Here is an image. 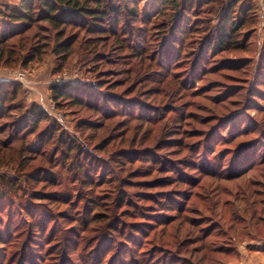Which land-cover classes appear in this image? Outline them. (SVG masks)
Masks as SVG:
<instances>
[{
    "label": "rangeland",
    "instance_id": "374dc122",
    "mask_svg": "<svg viewBox=\"0 0 264 264\" xmlns=\"http://www.w3.org/2000/svg\"><path fill=\"white\" fill-rule=\"evenodd\" d=\"M127 1L121 0V5H127ZM233 1L130 0L129 9L136 11L135 14L125 12L121 16L113 9L112 2L106 23L116 35L114 32L107 35L79 33L73 54L67 61L49 51L41 60L28 62L26 66L22 62H0V84L21 87L16 102L18 109L10 114L9 121L18 122L32 109L46 112L50 118L48 123L55 124L66 140L75 141L86 152H92V157L97 155L95 157L102 162L100 169L106 173L103 184L92 194L95 199L88 201L86 197L81 198L87 188L82 186L76 170L57 162L51 169L57 176L49 178V165L27 151L26 144L30 150L39 145L38 134L30 136L26 143L16 141L13 144L8 138L10 133L1 135L2 146L6 141L9 145H0V264H97L112 243L108 224L153 223V220L159 221L155 223V229L144 226L150 233L148 240L140 238L145 243L137 256L141 262L152 259L156 264H198L200 259L208 256L214 262L208 259L204 264H264V155L254 159L256 154L264 153V97H256L258 91H264V0L237 1L233 15L245 17L235 37L240 41L239 47L212 55L207 52L208 61L199 64L197 76L192 73L197 59L203 60L200 51L208 37L221 26L222 15ZM20 2L0 0V11ZM0 22L2 24L3 20ZM181 30L187 40L182 42L179 56L173 51L176 55L169 66L155 67V63L148 68L160 42L176 37ZM137 49L140 55L134 56ZM98 53H104L103 57L110 58L113 64L99 61ZM179 61L181 64L175 66ZM172 65L175 66L174 74L167 70ZM137 69L145 76L143 83L142 78H138L133 90L124 93V89L133 83L130 80L114 89L116 94L129 99L136 97L163 116L156 119L159 123L146 124L139 130L137 126L133 128L137 121L131 120V128L123 129L120 124L118 129L123 130L117 132L113 130L114 125L121 123L122 117L106 121L103 117L106 113L101 108L96 110L85 104L69 103L60 109L52 97V88L62 84L93 87V91L106 94V87L112 82L118 83ZM109 70H115L117 74L112 78ZM120 71L128 73L121 74ZM101 79L105 84L99 88ZM115 108L113 110H119L118 105ZM230 117H237L238 130H245L220 146L213 144V151L222 152L220 161L223 162L215 166L218 169L223 165L224 173L215 179L199 176L197 171H187L193 179L199 177L198 183L194 188L183 186L179 182V176L186 174L182 163L190 159L186 153H177L171 142L154 150L156 143L168 141L180 132L179 138L184 144L199 141L203 135L202 138H206L199 143H203V149L211 147L213 135L220 134L217 140L221 141L224 134L218 129L223 125L225 132ZM100 123L101 127L91 126ZM46 125L41 124L39 131ZM246 125L248 127L244 128ZM148 131L149 134L143 136ZM258 143L260 147L258 151L254 149L252 166L249 164L250 167L243 170L245 174L240 178L225 179L226 174L234 172L235 152L224 149ZM99 145L101 150L94 152ZM150 147L147 153L145 149ZM54 150L50 152L52 160ZM59 150L58 158L62 161V150ZM125 150L139 152L138 161L131 166L122 158L121 152L123 154ZM156 151L158 156L152 161ZM165 167H170L171 172L163 170ZM236 167L243 168L244 165L236 162ZM114 173H119L115 177L117 180L109 185L117 188L119 194L113 192L112 201L111 197L104 196L110 191L109 185L104 183L115 176ZM83 178L87 180L86 184L91 183L86 176ZM162 179L179 185L149 188V183H160ZM172 188L180 192L176 195L163 193ZM34 192H42L46 197L36 198ZM181 192L186 193V198L179 200L176 196L182 195ZM151 193L160 201L172 199L167 203H172L173 208H165V202L161 204L165 212L155 211L152 198L147 196ZM132 197L138 201V209L134 212H140V204L147 207L145 213L155 215V218L134 217L128 208L131 205L126 202ZM189 199L190 208L184 209ZM93 207L100 214L98 220L104 222H91L87 226L86 219L93 218ZM27 212L34 217L32 224L25 217ZM171 216L188 217L189 220L184 222L181 218L169 224L166 219ZM207 234L211 236L201 240ZM155 237L156 242L153 241ZM168 241L174 246H166ZM123 247L120 244L111 248V254L102 260V264L124 255L123 251L121 253ZM195 248L202 250L195 254ZM124 251L128 253L126 249ZM145 253L147 257L143 256L147 255Z\"/></svg>",
    "mask_w": 264,
    "mask_h": 264
},
{
    "label": "trees",
    "instance_id": "16d2710c",
    "mask_svg": "<svg viewBox=\"0 0 264 264\" xmlns=\"http://www.w3.org/2000/svg\"><path fill=\"white\" fill-rule=\"evenodd\" d=\"M237 1L238 0H234L230 5L231 7H226L222 15L221 26L217 28L216 33L208 37L206 45L204 46L203 50L200 51V54H202L201 58L203 60L197 59L195 65L192 67V73L194 76H197V72L200 70L199 64H202L203 61H208L207 59L210 58L208 53L212 55L214 53L218 54L224 51L229 52L230 50H234L239 47L240 41H237L235 37L237 32L241 30L245 17L236 18L233 15V12L236 11V6L238 4ZM112 2H114L113 9L117 12H120V16L125 12L127 14H131V12L135 14L136 12L129 9L130 0L127 1V5H121V0H21L18 5L7 6L5 10L0 11V19L3 20L2 24H0V62L4 61L8 64L9 62H22V64L26 66L28 62L30 63L41 60L44 54H47L49 51L54 52V54L58 56L62 61H67L73 54L74 46L78 40L79 33L85 32L98 35H107L110 34V32H114L110 30V27H108V24L106 23L108 16L111 14L112 7H110V3ZM117 22L118 21L116 20L115 24H117ZM183 34L185 33L183 30H181L180 32L175 34L176 37H173L171 39L165 38L164 40H162L158 49L155 51V58H152V60L150 61L152 63L148 64V68H150V66L153 64L155 65V63V67H165L167 65L169 66L170 62L176 55L173 51H177V56H179L178 51L182 48V42H185L187 40V35ZM114 35H116V31L114 32ZM103 54L104 53L97 54V58L99 59V61L106 60L108 61L106 63L107 65L113 64V61L110 58L103 57ZM139 55L140 51L137 49L136 53H134V56ZM181 62L182 61H179L175 66H179ZM175 66L172 65L167 70L173 73ZM107 72L110 74V76H112V78L117 74V71L115 70H109ZM119 73L125 74L128 72L120 71ZM138 78H142L141 82L143 83L145 76L142 72L138 71V69L137 72L132 70V73H129L126 78L121 79L118 83H116L117 81H114L111 85H109V87H106V94L101 93V91H93V87L88 89L85 86H75L72 84L55 85L52 88V97L54 99V102H56V106L60 109H62V106L64 104H85L88 107H93L96 110H100L101 108L103 112L106 113L105 115H103V117L106 118V121H108L107 119L122 117L124 120H122L121 123H117L114 125L113 130H118L117 132H121L127 126V128H131V126H129L131 120L137 121V124L134 125L133 128L137 126L139 130V128H144L143 126L146 124H155V122L158 121L156 119L162 118L163 116H161L160 114L158 115L155 109L150 110L152 107L136 97L129 99L124 95H122L121 97L120 95L116 94V91L114 89L120 88L121 86H123V84H127V82H129L130 80L133 83L130 86L128 85L123 92L125 93L133 90L132 88L137 84L139 80ZM104 84V79L98 81L99 88H102ZM20 88L21 87L18 84H0V136L4 135L5 133H10L8 138H10V143L13 144L16 141L26 143L27 141H29L28 138L30 136L38 134L39 145L36 148L30 150L29 145L26 144V149L31 153V155H34L35 157H41L44 163L49 165L48 177L55 178L57 176L56 173L51 170L52 168H54L57 162L58 164L60 163L65 167L68 166L70 169H74L78 172V179H80V181L82 182V186L86 185L87 189H84L85 193H81V198L86 197L88 201L95 199V196H92V194L97 192L101 184H103L102 182L104 178L106 177V173L104 171H101L100 169L102 163L101 160L95 157L97 155H93L92 157V152L91 154L90 152H86L83 146H77L76 143H74L75 141L66 140V138L64 137V133L59 130V128L55 124L48 123V120L50 118H48L46 112L44 111H35L34 109H32V111L29 112L28 115L23 116L21 120H18V122L9 121L10 114L18 109L16 102L20 95ZM256 97H264V91H258ZM117 105L119 107V110H113L116 109L115 107ZM109 108H111L113 111H109ZM104 109L107 110L104 111ZM159 122L160 120L158 121V123ZM227 122L228 127L225 132H223V125H221L218 129L220 130V132H222V134H224L221 137V141L217 140V137H220V134L213 135L211 138V147L205 146L203 149V143H199L200 140H204L206 138V136L202 138L203 135H200L199 141H196L192 144H184L182 139L179 138L181 133L178 132L176 136L172 137V139L168 141L165 140L163 141V143L162 140L158 141L157 143L155 142L156 145L154 146V150H160L159 148L164 143L170 144L171 142V145L174 146L177 153H186L185 156H187V158L190 160H186L182 163L186 174L183 173L179 176V182L183 186L185 185L188 188H194V185L197 186L198 181L196 179L199 177L193 179L190 175H188L187 171H197L198 174H200L199 176L205 178L214 177L215 179L217 175L220 176L224 173L223 171L225 169L223 165H221L218 169L215 166L216 163L222 164L223 162L220 161V154H222V152L217 153L216 151H213V144L220 146L231 139L234 135L236 136L238 133L240 134L245 130H238L237 124L239 122V119L237 117H230ZM44 123H47L48 125H46L41 131H39L41 124L43 125ZM120 124H123V129L121 131L118 129V126H120ZM91 126L101 127V123L99 125L92 124ZM247 127L248 126L246 125L244 128ZM6 129H9L10 132H6ZM148 134L149 131L143 134V136H147ZM0 145L2 146V141H0ZM5 145H9L7 144V141L5 142ZM5 145L2 147H6ZM259 147L260 143L253 145L246 144L237 149H230L226 147L224 150L235 152V159L233 160L235 167L236 162L237 165L241 163L244 165V167H234V172L226 174L227 178L225 179L231 180V178H236L245 174L243 170L252 166L253 161L251 160H253L252 155L255 152L254 149L256 148V151H258L257 149ZM54 148V152L51 153L54 155V159L52 160L50 152ZM59 148L62 150L60 154L61 158H63L62 161H59L61 159L58 158V154L60 152ZM66 148H68V150L65 153L64 150ZM151 148L152 147L146 148L145 151L148 153V150H150ZM76 150L77 154L74 155ZM100 150L101 147L99 145V147H97L94 152ZM154 154L155 155L152 156V161H155L158 156L157 151L154 152ZM121 155L122 158L127 159V164L131 166L133 162L138 161L139 152L125 150L123 154L121 152ZM146 155L149 156V154ZM263 155L264 153L262 152L260 154L258 153L256 154V157L254 159ZM56 158H58V160H55ZM194 158L197 159L196 162L194 161ZM67 161L68 163H66ZM178 164L179 163L176 162L177 168ZM161 167L162 165H160V169ZM169 168L170 167H165L163 170L171 172ZM43 174L45 175L46 171ZM118 174L119 173H114L115 176L110 177L107 182L104 183L105 186L117 180V178L115 177H118ZM84 176H86L91 181V183L86 184L87 180L85 181V178H83ZM111 179L112 181H109ZM163 181V179L160 181V183L157 181H153L149 183L148 186L149 188H155L156 185H159V187L163 186L162 188L168 186H173L174 188V186H176L177 184L168 183L169 181ZM110 186L112 185H109L110 191L104 196H109L112 199V193L117 192V194H119V191L117 190V188H111ZM46 187H49V184H47ZM173 188L169 190L166 189L163 193L176 195L177 192H180ZM80 189L82 190V188ZM152 194L153 193L148 194L147 196L149 199L152 198V200L150 201L153 203V208L155 209V211L165 212L166 210L163 211V206H165V208L169 210L173 208L172 203H167L168 200L172 199L167 198L166 200L160 201L158 199H154V195ZM179 194H182V192ZM34 196H36V198L46 197V195L42 192H34ZM183 197L184 199L186 198V193L176 196V198L179 200ZM98 199L101 200V197H98ZM106 200H109V198ZM112 201L114 200L112 199ZM126 202L131 205L128 208L132 210V215H134V217H136L137 219L140 217L146 219L155 218L153 217L155 215L145 213L144 208L147 207H144L140 204V212H134L138 209V201H136L133 197ZM162 203L165 204L162 206ZM186 208H190V199L187 201L186 206H184V209ZM92 210L93 215H91V217L93 216V218L86 219V221H88L87 226H89V223L91 222L103 223L104 220H98V216H100V214L96 212V208L93 207ZM188 210L189 209H187L186 212ZM88 211L92 213L91 210ZM161 214L162 216H164L163 213ZM25 217L32 224L34 220L33 215L27 212L25 213ZM175 217L176 216L168 217L166 219V222L169 221V224H172L174 221L181 218H184V222L186 220H189L188 217ZM158 222L159 221L153 220V223L127 224L123 222H117L116 225L108 224V231L109 233H111V237L109 239L112 240V243L111 246L105 250L104 258L102 260L106 259L111 254V248H117V246L123 244V246L125 247H123L121 253L123 251L124 255H120L116 258L113 257L107 264H130L132 262V264H156L154 263L155 261L152 262V259L141 262L137 259V256L140 255V250L145 245L143 241L148 240L146 238L150 237V233H148L149 231L144 229V226H148V229H155V223L158 224ZM189 233L190 232H185V234ZM210 234L205 235V237L201 240L205 239L208 236H211ZM140 238H143L142 242L140 241ZM197 238L199 239V237ZM156 239L157 238L155 237L153 241L156 242ZM151 243L154 244L152 241ZM189 244L193 245L195 243L190 242ZM165 245L174 246L173 242L171 241L165 242ZM125 249L128 251V253L124 251ZM195 249L197 250L194 251L195 254L200 253L202 250L198 248ZM188 253L189 252H187V254ZM213 253L217 254L219 252L214 251ZM143 256L147 257L148 254ZM204 258L200 259V262L198 264H204L208 259L210 262H214V260L212 258H209L208 256H205ZM102 260L99 259L97 264H102Z\"/></svg>",
    "mask_w": 264,
    "mask_h": 264
}]
</instances>
